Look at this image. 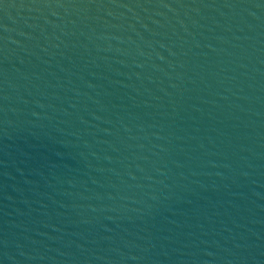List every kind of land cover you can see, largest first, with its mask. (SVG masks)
Returning <instances> with one entry per match:
<instances>
[{
	"label": "water",
	"instance_id": "1",
	"mask_svg": "<svg viewBox=\"0 0 264 264\" xmlns=\"http://www.w3.org/2000/svg\"><path fill=\"white\" fill-rule=\"evenodd\" d=\"M0 264H264V0H0Z\"/></svg>",
	"mask_w": 264,
	"mask_h": 264
}]
</instances>
